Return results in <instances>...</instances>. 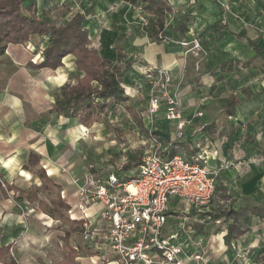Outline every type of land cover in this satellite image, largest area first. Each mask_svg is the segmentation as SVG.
I'll return each mask as SVG.
<instances>
[{"label":"crops","instance_id":"obj_1","mask_svg":"<svg viewBox=\"0 0 264 264\" xmlns=\"http://www.w3.org/2000/svg\"><path fill=\"white\" fill-rule=\"evenodd\" d=\"M34 1L39 13L51 9L50 18L54 23L69 19L77 11L90 9L87 25L91 34L95 22L94 17L90 20L89 16L94 9L112 10L107 19L104 18L105 25L101 28L97 42L92 36L93 44L100 47L104 57L117 62L119 44L115 42L120 32L125 35L120 44L127 57L124 61L132 59L125 78L126 89L130 86L127 89L128 98L132 99L131 93L136 88L148 95V76L141 71L142 67L147 70L167 69L175 86H179L183 114L187 121L185 137L173 142L167 153L170 156L183 154L191 157L198 150L197 144L208 143L217 154L213 166L224 162L229 164L221 171L219 178L225 174L238 180V193L230 196L229 192V198H224L231 201L230 207L239 209L264 201V160L255 161L256 157L264 154V0H236V4L229 5V10L214 0H169L173 8L167 14L170 33L167 38L158 41H152V31L147 33L143 27L139 34H131L130 27L125 29V25L129 26L127 22L131 21V12L134 10L138 13L141 7L122 0H97L96 4V0ZM122 5L126 9L124 17L119 18L118 22L112 16L123 8ZM59 11L62 15L59 22H56L54 15ZM143 12L141 9L140 13ZM182 14L184 17L181 18ZM179 20L187 25V30H173L172 27ZM195 37L202 43L201 50L193 48L191 41ZM31 40L46 45V39L38 34L32 35ZM250 40L258 41L262 55H257V51L249 44ZM183 42L189 44L184 45ZM20 46L24 44L9 43L5 50L14 52L12 59L15 63V60L25 59L22 53L15 52L19 49L12 48ZM63 62V66L54 70L37 68L29 61V67L39 72L34 77L35 74L20 65L13 71L14 77L23 75L25 79L28 78L26 82L29 88L38 89L37 97L34 96L37 101L34 108L39 113L43 110L45 112L34 121L27 120L24 101L17 98L7 84L3 91L0 90V179L5 183V186L0 183V264H62L67 252L65 237L75 252V261L78 264H92L90 257L95 251L89 249L83 240L81 222L71 219L68 213L77 203L78 186L75 179L81 180L85 176L90 163L96 164L98 170L120 164L102 166L92 149H85L81 142L86 141L91 146L93 140L88 135L89 131L99 130L96 138L106 134L116 136L122 132L106 129L105 133L99 127L103 124L101 119L86 126L77 117L49 113L55 102L52 92L59 91L64 84L73 80L71 83L74 84L75 76L80 74L74 55H67ZM243 62L247 66H243ZM70 73L75 76L69 81ZM39 76H42V80L37 81ZM4 85L1 83L0 87ZM47 102L50 105L43 108ZM122 103H115L112 108ZM230 105H233V114L227 111ZM199 111L203 115L195 117ZM106 117L111 123L117 120V115L111 111ZM144 117L146 121H152L151 117ZM154 117L157 134L171 141L176 131L170 130V121L161 110ZM146 123V127H150ZM110 143L117 144V140L112 139ZM179 148L191 154L181 153ZM78 152H81L80 162L61 163L65 154ZM33 156L38 160L37 167L30 163ZM139 161L131 164L128 162L126 168H132ZM37 168H42L50 180L45 191L41 190L43 179L35 173ZM34 174L38 177L35 178ZM33 188L38 191L35 201L31 200L32 195L29 193ZM20 190H26L24 196ZM40 201L44 202L47 209L40 205ZM57 205L60 206V214L55 211ZM99 209L100 206L93 207V215ZM209 214L212 216L218 213ZM33 218L44 220L46 225L54 221L58 223L55 236H58V242L65 249L58 260H52L53 256L49 254L52 250L48 252L46 248L37 249L36 240L48 237V227L33 225ZM172 219L175 227L173 231H180L181 240H186L187 234H183V229L179 228V219ZM212 220L206 225H195L196 232L205 237L204 247L208 250L207 259L210 264H264V220L261 217L253 216L245 227V233L234 237L230 245L226 243L225 235L231 219H216L221 220L220 225ZM213 223L219 227L215 231L220 234L216 240H213L215 236L211 232L212 227H208ZM260 225L263 228L262 234L258 229ZM212 251L216 253L214 258ZM229 251L232 256L227 255Z\"/></svg>","mask_w":264,"mask_h":264},{"label":"built area","instance_id":"obj_2","mask_svg":"<svg viewBox=\"0 0 264 264\" xmlns=\"http://www.w3.org/2000/svg\"><path fill=\"white\" fill-rule=\"evenodd\" d=\"M191 43L193 48H201L197 37ZM141 71L149 81L146 116L153 122L163 107L176 132L168 145H163L149 127L150 144L132 168H126L128 162L105 170L88 164L82 181L75 179L77 203L69 209V217L81 222L83 240L95 251L90 257L92 264H210L205 237L196 232L195 225H206L213 219L209 206L220 173L229 164L209 168L208 160L216 159L217 154L208 143L197 144L198 150L191 157L167 153L173 142L185 137L187 121L179 86L167 69ZM202 115L199 111L195 117ZM262 160L264 154L255 158L257 162ZM134 173L136 177H129ZM95 206L100 209L93 215ZM171 218L179 219L186 240H181L180 231L166 233ZM215 223L220 225L221 220Z\"/></svg>","mask_w":264,"mask_h":264},{"label":"trees","instance_id":"obj_3","mask_svg":"<svg viewBox=\"0 0 264 264\" xmlns=\"http://www.w3.org/2000/svg\"><path fill=\"white\" fill-rule=\"evenodd\" d=\"M122 1L141 7L144 12L156 17L151 33L152 41L169 36L167 14L173 10L169 0ZM50 11L51 9L39 13L34 0H0V55L5 53L9 43L25 44L34 34L46 39V47L42 52V60L38 63L30 62L31 65L55 70L64 65L63 59L67 55H74L80 74L75 76L74 84L66 83L54 93L55 102L49 113L56 112L59 115L77 117L81 123L89 126L94 121H98L103 113L108 112L113 104L129 100L125 78L131 68L132 59L124 61L127 57L120 44L117 45V62L101 54L100 47L93 44L91 29L87 25L90 9L85 12L77 11L69 19L59 23L52 22ZM182 17H184L183 14ZM172 28L175 31H183L187 30V25L180 23L179 20ZM249 44L257 51V55H262V48L258 46V41L250 40ZM242 64L247 66L245 62ZM227 111L233 114V105H230ZM140 128L148 132L142 122H140ZM30 163L34 167L37 166V158L33 156ZM35 172L43 179L44 184L41 190L45 191L50 180L42 168H37ZM0 183L3 184L1 181ZM223 190V197L229 198ZM37 192L36 188L29 191L32 201L37 199ZM20 193L24 196L26 190H20ZM40 205L47 209L44 202L40 201ZM55 211L60 214L59 205L55 206ZM253 216H259L264 220V201L239 209L230 207L212 215L214 220L231 219L225 235V241L229 245L234 237L245 233V227ZM64 239L67 252L62 264H78L68 238Z\"/></svg>","mask_w":264,"mask_h":264},{"label":"rangeland","instance_id":"obj_4","mask_svg":"<svg viewBox=\"0 0 264 264\" xmlns=\"http://www.w3.org/2000/svg\"><path fill=\"white\" fill-rule=\"evenodd\" d=\"M214 1L217 2V4H223V6H225L227 8V10H229L228 7L230 4H236V0H214ZM96 3H97V0H96L95 4ZM81 7H83V6H81ZM98 9L99 8H97L96 10L94 9L93 14H91L89 16L90 20L94 17V22H95L94 28L95 29L92 32V36L96 42H97V39L99 38L101 28H103L105 25L104 24L105 23L104 18L107 19L109 12H112V10L108 11V9H105V8L104 9L102 8V10H101V8L99 10ZM125 9H126V7L123 6V8L114 12V14H116V15L112 16V17L116 21L119 22V18L124 17ZM139 10L141 11V9H138V11ZM96 11H100V12L97 13ZM140 11L138 13L136 11V13H135L133 10L131 12V19L129 17V20H131V21L127 22L129 26H127V25L124 26L125 29H129V27L131 28V30H130L131 34H135L136 32H137V34L141 33L142 32L141 27H143L144 30L147 31V33L148 32L150 33V31L153 30L156 17L150 16V15H148V13H144V12L142 14V13H140ZM61 15L62 14L60 11L56 12L54 15V20L56 22H59ZM132 16H136V17H132ZM124 39H125V35L120 32L115 44L116 45L122 44ZM115 44H113V45H115ZM201 45H202V43H201ZM45 47H46V45H41L37 41L32 42V40L30 39L28 42H26L24 44V46L12 47L15 49H19L15 52L16 53H18V52L22 53V55L25 57V59L23 61L15 60L16 63L13 61L12 58H14L13 56L15 54L13 55L14 52L12 51V49H10L12 51V53L9 52V50L5 52L7 54L9 53V55H5V53H4V55L0 56V80H3L2 82H0V84L1 83L5 84L4 87H0V90L3 91L4 88H6L5 86L7 84L9 86V88H11L10 91H12L16 95L17 98L21 99V101H24V104H25V112L24 113L26 114L28 121L29 120L34 121V119L38 118L39 115L45 111L43 110V111H41V113H39V111L35 110V108H34L35 105L37 104L36 98L34 96L37 97L38 89L29 88L27 85V82H26V81H29L28 78L25 79L23 77V75H20V77H16V76L14 77L13 71H15V69H17L18 66L20 65V66L26 67V69L30 73L35 74V75H33V77L36 76L37 74H39V72L34 71V69L29 67V61L33 62V63L40 62L42 60V55H43L42 52H43ZM201 49H202V46L200 49L198 48L197 50H201ZM193 56H195V54H193ZM200 65H201V62H200ZM69 76H70L69 77V81H70L74 78L75 75L70 73ZM41 78H42V76L41 77L39 76L37 81L42 80ZM73 81H71V82H73ZM71 82H69V83H71ZM75 82H76V80H75ZM32 85H35V84L32 83ZM55 91H57V90H54L52 92V95L54 94ZM12 92H10V93H12ZM139 92H142V91H140V89L138 90L136 88V90H133L131 93V95H132L131 100L129 99V101H126L125 103H122L121 105L115 106V108L109 109L108 112L111 111L112 114L117 115V120H115L114 123H111V121H108L106 119L107 118L106 115L108 114V112L103 113V115H101V117H100L103 124L99 127H101L105 133H106V129H108L111 131H116L118 133L122 132L120 135L110 136V135L106 134L104 137L96 138L99 130L94 129L95 131H89L88 132V135L93 140V143L91 144V146H88L86 141L81 142L82 146L84 148L90 147L92 149V151L94 152L93 153L94 156H96L99 159V163L102 166L106 167V165L114 164V163L117 164L118 162L120 165L123 162H129L131 164V163H135V162H138L139 160H141V157L143 156L144 152L147 150V148L150 144V141L148 140V138L150 137V134H149L150 129L148 130V134H147L144 130H142L140 128V122H142L143 125H145V122H147L146 124H150L149 125L150 128H153L152 129L153 136L157 140L162 142L163 145H167V142L170 141V140L160 136L159 134H157L156 125H155L156 117L153 118V122L148 121V120L146 121V119H144L145 118L144 115L146 116V110H147L148 105H149V95H147L146 92H142V93H139ZM49 105H50V102H47L46 106L43 108H47ZM161 112L164 113L163 107L161 108ZM47 116H48V114H47ZM170 123L172 125L170 130L173 132L176 131L175 123H173V122H170ZM113 124H115V125H113ZM145 127H146V125H145ZM171 131L169 132V135H170L169 137L172 136ZM81 136H83V135H81ZM112 139L117 140V144H114V143L111 144L110 141ZM143 142H145V144H143ZM181 150L182 149L179 148L178 151L181 152ZM80 153L78 152V153H67V154H65L64 156H62L63 159L61 160V163L63 162L66 164H68V163L70 164L71 162H75V163L80 162V157H79L81 155ZM181 153H185L187 155L191 154L188 150H186L184 152L182 150ZM61 155H63V154H61ZM73 158H76L75 161L71 160ZM213 164H214L213 159H209L207 162V166L209 168H212ZM36 174H34L35 178L38 177L37 176L38 174L37 175ZM129 177H136V174L135 173L130 174ZM0 181L3 183L2 185L5 186L3 180L0 179ZM32 186H34V185H32ZM222 190L226 191V194H228L230 192L229 193L230 196H232V194L233 195L237 194L238 190H239L238 180H233L232 178H230L229 175L226 176L225 174L222 175L220 178H218L215 196H214V198H213V200L209 206V210L212 213L213 212L219 213L221 211H224L225 209H229V207H230L231 201H226L224 199V197L222 195ZM53 219H55V218L53 217ZM33 220H34L32 222L33 225L41 226V228H43V226L48 227V229L46 230L48 237L36 240V242H38L37 243L38 244L37 249H40V247H41L43 249L46 248L48 250V252L50 250H52L49 253L53 256L52 260H55V259L58 260L61 257L62 252H65L64 247L58 242V240H59L57 238L58 236H55V235H57L56 228H58V227H56V226L58 223H56V221H54V222L50 223L49 225H46V224H44V220H42V219L38 221V219L33 218ZM64 224H66V223L64 222ZM208 227H212L211 232L214 233V236H215L213 238V240L214 239L216 240L217 238H219L218 236H220V234H217V232L215 233L216 229L219 227L216 226L214 223L209 225ZM174 229H175V227L173 224V219L171 218L170 221L168 222V225L166 228V233L169 234ZM258 229H259V233L262 234L263 228L261 225L259 226ZM211 235H213V234H211ZM214 244H215V242H214ZM227 255L232 256L233 254H232V252L229 251V253H227ZM212 257L213 258L216 257V253L214 251H212ZM48 264H51V263H48Z\"/></svg>","mask_w":264,"mask_h":264},{"label":"bare ground","instance_id":"obj_5","mask_svg":"<svg viewBox=\"0 0 264 264\" xmlns=\"http://www.w3.org/2000/svg\"><path fill=\"white\" fill-rule=\"evenodd\" d=\"M143 68V67H142Z\"/></svg>","mask_w":264,"mask_h":264}]
</instances>
